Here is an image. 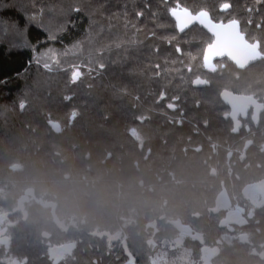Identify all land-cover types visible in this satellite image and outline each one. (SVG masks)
<instances>
[{
  "label": "trees",
  "instance_id": "obj_1",
  "mask_svg": "<svg viewBox=\"0 0 264 264\" xmlns=\"http://www.w3.org/2000/svg\"><path fill=\"white\" fill-rule=\"evenodd\" d=\"M177 3L239 20L260 59L210 70L213 39L179 31ZM224 89L264 107V0H0V264H152L170 244L191 257L172 264H201L204 246L214 264H264V205L245 194L264 181V108L242 138ZM223 191L246 224H222Z\"/></svg>",
  "mask_w": 264,
  "mask_h": 264
},
{
  "label": "water",
  "instance_id": "obj_2",
  "mask_svg": "<svg viewBox=\"0 0 264 264\" xmlns=\"http://www.w3.org/2000/svg\"><path fill=\"white\" fill-rule=\"evenodd\" d=\"M216 40L213 49H209L208 55L213 51L214 54H224L229 56L235 63L241 67H248L255 64L261 57L259 48L252 45L247 38L242 34L241 30L238 33H234L229 36H215ZM221 98L223 102L231 109V115L235 120V129L240 128V123L238 122V116L240 113L245 114V110L249 106L255 107L254 121L258 124L260 114L263 111V105L258 102L252 96H246L241 94H236L229 90H224L221 93ZM59 130L58 125L55 126ZM237 212L231 210L228 212L227 217L223 221L225 225L228 223ZM176 226L182 231H187L190 233L189 227L182 225L180 222H176ZM218 253V248L204 247L202 249V257L204 264H213L211 262L212 258Z\"/></svg>",
  "mask_w": 264,
  "mask_h": 264
},
{
  "label": "flooded vegetation",
  "instance_id": "obj_3",
  "mask_svg": "<svg viewBox=\"0 0 264 264\" xmlns=\"http://www.w3.org/2000/svg\"><path fill=\"white\" fill-rule=\"evenodd\" d=\"M228 19V20H227ZM229 20H231L230 18H225V17H223L221 20H219V21H215V22H225V23H227ZM214 21V20H213ZM191 27H197V28H200V29H202L203 31L205 30V32L208 34V37L209 38H212L213 39V42H212V44L214 45V43H215V40H216V38H215V36L210 32V31H208L207 29H205V28H203L202 26H200V25H198V24H193V25H191L189 28H191ZM189 28H186V29H189ZM240 29H241V24H240ZM185 30V29H184ZM242 31V30H241ZM243 32V31H242ZM244 34V33H243ZM245 35V34H244ZM246 36V35H245ZM224 56H226V55H223V54H214L213 52H211L210 54H209V56L206 54V57H207V62H206V65H207V67L211 70V69H213L214 68V65L215 64H217V63H219L220 61V59H222ZM228 57V56H227ZM198 83H199V81H198ZM224 90H229V89H224ZM223 90V91H224ZM231 91V90H230ZM232 92V91H231ZM246 96H251V95H246ZM253 97V96H252ZM254 98V97H253ZM257 100V99H256ZM259 102V101H258ZM261 103V102H260ZM262 104V103H261ZM263 105V104H262ZM264 108V107H263ZM172 109H176V107H173ZM228 109H229V117L231 118V120H232V124H233V131L235 132V133H240L241 132V130L243 129V133L241 134V137L242 138H249L250 137V134L248 133V131H249V129H250V123H249V119H247L248 118V116L249 115H251V121H253L254 123H255V121H254V113H255V107L254 106H249L246 110H245V114H243V113H240L239 114V116H238V122L240 123V128L238 129V130H236L235 129V120L233 119V117H232V115H231V109L228 107ZM244 125L246 126L245 128H243L244 127ZM257 127H258V125H256ZM242 127V128H241ZM251 186H256V189H257V195L256 196H254V197H252V195H249V196H247V197H249L250 198V200L252 201V203L254 204V206L255 207H261V206H263L264 205V181H261V182H259V183H257V184H254V185H251ZM249 187V186H248ZM231 211V210H234V211H236L237 213L234 215V217L228 222V223H226L225 225H230L232 228L233 227H239V226H242V225H244V224H246V222H247V219H248V214L246 215L245 213H243L242 212V210H240V209H238V208H235V207H231V209H228L227 210V213H226V216H225V218L227 217V215H228V211ZM253 216H255V219H254V221L252 222V225H253V227H255V228H259V229H261L262 227H263V225H262V222H261V217H262V215H256V214H253ZM225 218L223 219V221L225 220ZM223 221H222V224H223ZM261 223V224H260ZM175 225H176V223H175ZM224 225V224H223ZM262 225V227H260ZM178 228V227H177ZM190 228V227H189ZM179 229V228H178ZM190 230H191V232L190 233H187V231H182L181 229H179V231H180V235H181V238H185V237H189V236H191V237H193L192 235L193 234H197V233H192V229L190 228ZM240 237V239H241V241L242 242H247V240H248V237H247V235H245V234H243V235H241V236H239ZM193 239H195V238H193ZM232 239H233V237L232 236H227V235H225V236H223V238H222V240H219L218 241V245H221L222 243H224V242H227V243H230V242H232ZM1 240V239H0ZM179 240V239H178ZM7 238H5L4 240H3V243H7ZM181 243V240H179V241H177V244H180ZM257 244H258V251H256V250H254V253H259V255H260V257L261 258H263L264 257V240H261V241H259V242H257ZM204 247H210V246H204ZM204 247H202L201 248V259H202V263L201 264H204V260H203V257H202V249L204 248ZM262 247V248H261ZM211 248H218V253H219V247L218 246H215V247H211ZM54 250H56L55 248H53L52 249V251H54ZM167 251V249L165 250V252ZM218 253L216 254V255H218ZM215 255V256H216ZM214 256V257H215ZM213 257V258H214ZM213 258H212V260H211V262L213 263ZM214 264V263H213ZM251 264H261V262H258V261H254V262H252Z\"/></svg>",
  "mask_w": 264,
  "mask_h": 264
},
{
  "label": "snow or ice",
  "instance_id": "obj_4",
  "mask_svg": "<svg viewBox=\"0 0 264 264\" xmlns=\"http://www.w3.org/2000/svg\"><path fill=\"white\" fill-rule=\"evenodd\" d=\"M222 10H228L231 5L230 3H223L221 6ZM78 10V9H77ZM171 17L175 19V25L179 31H183L186 28H189L193 24H198L203 28L210 31L214 36H229L240 31V21L237 19H231L227 23L225 22H215L213 21L209 11L207 9H201L198 12H193L187 7L181 6L177 3L176 7H172L169 10ZM251 11V9H249ZM250 23V21H249ZM51 38V37H50ZM53 62H57L56 57H52ZM43 67L46 70H51L52 65L50 63H44ZM100 68H103V65H99ZM92 69L89 68L88 71ZM81 71V66H76L72 70L71 81L76 82L83 76Z\"/></svg>",
  "mask_w": 264,
  "mask_h": 264
},
{
  "label": "rangeland",
  "instance_id": "obj_5",
  "mask_svg": "<svg viewBox=\"0 0 264 264\" xmlns=\"http://www.w3.org/2000/svg\"><path fill=\"white\" fill-rule=\"evenodd\" d=\"M245 194L247 196L252 195V197L256 196L257 195L256 186L247 187L245 189ZM222 209H224V210L231 209V204H230L229 198H228L225 191H223L219 195V198L217 201V206L215 207L214 210L218 211V210H222ZM192 236L195 239H201V236L198 234H193ZM3 240L4 239H1L0 243H3ZM7 243H8V241H7ZM178 246L179 245L170 244V247L168 248L170 251L171 250L177 251V256L175 257V259L170 254L169 250L167 249L166 252L162 251L157 256H155L152 259V264H172L173 262H178V263H189V262H191L190 252L186 249H181ZM73 249H74V244L64 245V246L54 250L52 253V257L54 258L55 261H59L62 258H64L65 256L70 255ZM181 250H183V252H181Z\"/></svg>",
  "mask_w": 264,
  "mask_h": 264
},
{
  "label": "bare ground",
  "instance_id": "obj_6",
  "mask_svg": "<svg viewBox=\"0 0 264 264\" xmlns=\"http://www.w3.org/2000/svg\"><path fill=\"white\" fill-rule=\"evenodd\" d=\"M241 30V29H240ZM242 32V31H241ZM242 34H243V32H242ZM244 35V34H243ZM245 36V35H244ZM246 37V36H245ZM248 40V39H247ZM251 43V42H250ZM252 44V43H251ZM252 45H254V44H252ZM214 46V45H213ZM213 46L212 47H210L209 49H213ZM256 46V45H255ZM258 47V46H257ZM209 49H208V51H209ZM208 51H207V55H208ZM260 51V50H259ZM213 52V51H212ZM261 54V53H260ZM224 55V54H223ZM209 56V55H208ZM235 62V61H234ZM241 67V66H240ZM249 67V66H248ZM230 91V90H229ZM241 95H244V94H241ZM263 112V111H262ZM260 116H261V114H260ZM259 119H260V117H259ZM256 125H259V120H258V124H256ZM242 128V127H241ZM260 152V151H259ZM261 157H263V155L261 156ZM261 160V159H260ZM256 162H258V161H256ZM262 162V161H261ZM263 215V214H262ZM263 222V221H262ZM261 224V223H260ZM260 227H262V225L260 226ZM262 228H264V227H262ZM261 228V229H262ZM256 235V234H255ZM260 235V234H259ZM256 236H258V235H256ZM233 245H234V243H233ZM262 248V247H261ZM224 262V261H223Z\"/></svg>",
  "mask_w": 264,
  "mask_h": 264
}]
</instances>
